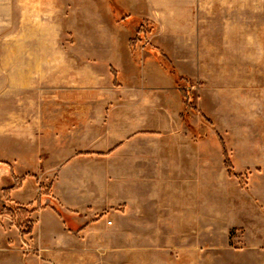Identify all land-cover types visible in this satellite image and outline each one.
<instances>
[{"label": "rangeland", "instance_id": "1", "mask_svg": "<svg viewBox=\"0 0 264 264\" xmlns=\"http://www.w3.org/2000/svg\"><path fill=\"white\" fill-rule=\"evenodd\" d=\"M188 1L191 16L150 18L97 16L87 8L89 0H0V188H19L28 177L16 175L13 158L30 160L33 187L46 196L57 179L55 166L61 158L73 154L82 164L93 162L96 154L90 149L97 137L81 141L84 137H75L74 130H98L101 126L88 124L86 118L100 114L74 112L73 106L107 103L97 90L106 88L108 76L115 79L116 89L123 82L112 67L91 64L89 56V62L85 59L82 64L77 58L85 56L81 47L89 38L106 35L97 29L117 25L128 29L138 56L145 52L143 44L148 51L157 41L175 47V62L164 56L160 62L166 72L175 74L182 89V119L204 123L195 130L196 136L210 138L212 147L218 142L223 150L222 159L212 156L211 188H239L246 208L257 192L261 203L264 0ZM158 20L171 32L158 34ZM186 92L193 93L191 104ZM114 99L121 102V96ZM106 126L105 120L102 127ZM109 179L117 186L123 180L121 175ZM118 190L115 206L93 217L94 223L106 226L89 230L83 242L87 253L76 258L79 264H264V247L255 246L249 230H230L217 221L204 236L180 240L164 226L159 240L140 241L138 217L132 212L130 224L124 223L126 210ZM236 194L228 190L218 198L212 191L211 203H230ZM29 216L24 214L22 230L31 228ZM242 219L247 222L246 211Z\"/></svg>", "mask_w": 264, "mask_h": 264}, {"label": "crops", "instance_id": "2", "mask_svg": "<svg viewBox=\"0 0 264 264\" xmlns=\"http://www.w3.org/2000/svg\"><path fill=\"white\" fill-rule=\"evenodd\" d=\"M89 1L87 8L97 16L192 15L188 0ZM158 24V34L171 32L162 20ZM96 31L106 35L92 36L84 42L85 47L81 48L86 49L85 56L77 60L82 64L91 57V64L112 67L119 82H123L122 88L116 89L115 79L108 76L106 88L97 90V96L106 97L107 103L73 106L74 112L100 114L86 118L88 124L100 125L98 130H74L75 137H84L81 141L88 136L97 137L92 148L85 144L96 156L88 165L73 158V154L61 158L55 166L58 176L48 196L33 187L30 160L12 159L16 175L28 177L19 188H0V264H79L76 258L87 253L83 242L89 230L106 226L102 221L94 223L93 217L115 206L118 189L126 210L124 223L130 224L132 212L137 215L140 241L159 240L164 226L170 229L172 237L188 240L194 235L208 234L210 224L219 222L230 230H249L255 246L263 248L264 199L260 203L253 188L256 200L246 208L239 188H211L212 156L213 160L222 159L223 150L218 142L212 147L210 138L196 136L195 130L204 123L182 119V89L175 74L166 72L160 62V55L175 62V47L157 41L148 51L143 44L145 52L138 56L132 51L135 47L131 46L130 32L124 26H105ZM59 59L63 63V58ZM94 74L91 73L93 79ZM116 96H121V102L115 101ZM76 122L83 124V120ZM119 175L123 178L121 186L109 179ZM228 190L238 193L230 203H211L212 191L221 198V192ZM13 205L31 210L27 220L32 226L26 233L5 212L6 207ZM245 211L247 222L242 219ZM25 244L34 252H25Z\"/></svg>", "mask_w": 264, "mask_h": 264}, {"label": "trees", "instance_id": "3", "mask_svg": "<svg viewBox=\"0 0 264 264\" xmlns=\"http://www.w3.org/2000/svg\"><path fill=\"white\" fill-rule=\"evenodd\" d=\"M160 57H163V56L160 55ZM172 74H174V73H172ZM192 97H193L192 92H186V101L188 100L187 103H190V104L192 103L191 102ZM5 211H7L9 213V215L13 218V220L15 221L18 228L21 229V231H23V233H26L25 230H22L23 229V216H24V214L31 213V210H29L28 207L16 205L14 207H6Z\"/></svg>", "mask_w": 264, "mask_h": 264}, {"label": "built area", "instance_id": "4", "mask_svg": "<svg viewBox=\"0 0 264 264\" xmlns=\"http://www.w3.org/2000/svg\"><path fill=\"white\" fill-rule=\"evenodd\" d=\"M24 249H25V252H30V248H29L28 244H25Z\"/></svg>", "mask_w": 264, "mask_h": 264}]
</instances>
